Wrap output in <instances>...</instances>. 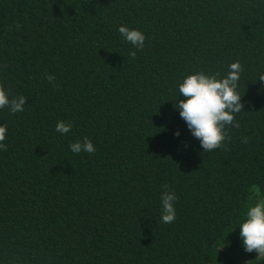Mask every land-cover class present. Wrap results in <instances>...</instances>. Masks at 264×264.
Listing matches in <instances>:
<instances>
[{"label": "trees", "instance_id": "1", "mask_svg": "<svg viewBox=\"0 0 264 264\" xmlns=\"http://www.w3.org/2000/svg\"><path fill=\"white\" fill-rule=\"evenodd\" d=\"M236 61L240 127L204 152L174 107L179 85ZM261 74L264 0H0V85L26 97L0 109V264H264L239 236L264 199ZM84 137L96 151L72 153Z\"/></svg>", "mask_w": 264, "mask_h": 264}, {"label": "clouds", "instance_id": "2", "mask_svg": "<svg viewBox=\"0 0 264 264\" xmlns=\"http://www.w3.org/2000/svg\"><path fill=\"white\" fill-rule=\"evenodd\" d=\"M120 35L127 43H130L136 50L144 47L145 36L136 29H129L126 26L118 28ZM129 56L136 58V51H130ZM244 71L239 61L229 65L227 76L218 79L215 75H207L204 72H197L186 76L179 85V96L183 100H178L174 104L179 109L180 117L186 122L191 134L200 141L204 152H210L224 145V141L229 139L225 130L226 126L239 129L240 124L235 120V114L242 111L241 96L237 91L241 73ZM45 79L52 83L56 77L52 74H45ZM258 79L264 82V74ZM58 87V85H56ZM26 97L18 96L9 98L2 85H0V109L8 108L15 114L24 110ZM72 125L64 121H58L55 130L60 134L70 132ZM7 126L0 125V150H6ZM175 135L179 136L177 131ZM243 143H248L244 138ZM72 153L81 152L92 154L96 151L93 143L84 137L82 141H76L69 145ZM161 192L162 213L161 220L165 224L172 223L176 219L175 201L178 199L175 192L169 191V185L164 184ZM239 236L243 242L246 252H255L256 258L264 260V199L249 206L245 219L239 224Z\"/></svg>", "mask_w": 264, "mask_h": 264}]
</instances>
